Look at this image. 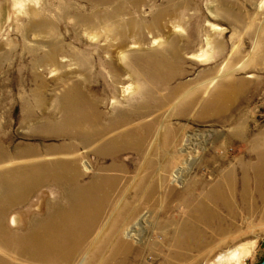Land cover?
Returning <instances> with one entry per match:
<instances>
[{
    "label": "rangeland",
    "instance_id": "1",
    "mask_svg": "<svg viewBox=\"0 0 264 264\" xmlns=\"http://www.w3.org/2000/svg\"><path fill=\"white\" fill-rule=\"evenodd\" d=\"M117 10L119 23L127 24H122L120 47L117 35L107 34L102 27L104 22L117 20ZM161 12L164 26L158 27L153 18ZM167 12L170 15H165ZM103 13L108 19L92 29ZM76 15L84 17L91 27L76 20ZM173 37L176 45L190 44L191 49L182 51L169 86L181 85V91L196 90L200 85L207 86V90L219 89L226 98V111L203 118L192 111L174 114L175 99L165 110L153 111L159 117V126L170 122L185 135L196 133L197 144L181 162L176 164L173 160L171 167L162 166L163 171L159 155L157 169L142 171L138 168L141 158L133 151L120 153L116 163L122 162L125 168L107 173V177L117 180L98 217L99 225H107L105 249L120 241L123 264H257L264 257V186L261 190L252 188L245 201L239 199L238 189L232 211L216 210V216L205 226L196 220H185L189 207L180 193L187 181L205 172L209 174L216 165L237 167L236 158L253 161L257 144L264 148V0H0V144L12 155L21 149L44 153L48 146L59 148L64 139L42 133L37 123L52 112L53 99L65 79L77 82V94L87 97L89 103H98L100 112L112 116V101L126 99L133 93L124 94V86L130 85L134 91L146 83L132 76L131 71H140L142 64L149 62L144 58L148 52L160 55L165 42ZM55 42L64 50V54L57 55V62L63 67L39 64L34 70L32 63ZM70 51L88 59L92 75L89 87L82 83L78 65L65 55ZM200 52L206 53L198 57ZM167 60L172 62L169 55ZM37 99H41L43 107ZM55 112L52 116L59 118ZM230 135L232 141L224 144ZM214 156L225 159L226 164L210 161ZM12 158L17 163V158L24 163L32 160L27 154ZM111 162L110 158L97 159L89 154V169L78 184L89 183ZM178 164L182 166V183L172 177V169ZM52 186L43 188L57 194V188ZM147 188L153 189L150 197L139 199ZM40 190H35L14 211H35ZM188 221L199 228L189 236L198 244L185 249L175 242ZM137 222L140 226H136ZM130 228L138 239L126 237ZM228 228L235 230L231 231L232 237L236 236L231 243ZM245 246L250 250L239 262L237 255L231 257V251ZM219 255H223L222 260Z\"/></svg>",
    "mask_w": 264,
    "mask_h": 264
},
{
    "label": "bare ground",
    "instance_id": "2",
    "mask_svg": "<svg viewBox=\"0 0 264 264\" xmlns=\"http://www.w3.org/2000/svg\"><path fill=\"white\" fill-rule=\"evenodd\" d=\"M115 13L118 15L116 21L104 22L107 15L103 13L101 18L95 20L96 23L92 29L104 22L102 27L105 32L109 35H117V46L120 47L122 24L126 23H119L120 11L117 10ZM163 13H157L153 18V23H156L158 27L164 26L161 22ZM165 15H170V13L167 12ZM75 18L83 21L84 25L87 23L85 27H91V24L87 20L85 22V18L81 15H76ZM176 41L175 37L169 38L165 42V49L159 52L160 55L156 51L148 52L144 58L149 59V62L143 63L140 71H131L132 76L134 74L136 79L146 83L134 91V88L126 84L122 92L124 94L133 93L126 99L119 98L112 101L114 106L112 116L100 112L97 109L98 103H89L87 97L77 94L80 87L77 82L69 83L65 79L61 90L53 99L52 112L37 123L42 133L56 134L64 139L59 148L53 149L48 146V149L43 150L44 153L21 149L12 155L6 152L0 144V264L124 263V253L122 255L124 248L122 249L121 242L116 240L113 243L116 246L109 250L105 249L107 240L105 227L107 225L98 223L102 207L107 204L108 193L117 180L115 177L106 175L108 172L116 170L120 172V168H125L122 162L116 163L120 153L133 151L138 159L141 158L138 168L142 171L154 167L157 169L156 157L158 155L162 159L160 170L167 166L171 167L173 160L177 164L183 160L185 155L194 150L197 144V134L185 135L184 131L173 127L170 122L159 126V117L157 114H152L153 111L165 110L170 107L174 99L176 103L172 105H177L173 110L174 114L192 111L197 117L203 118L226 111V98L219 89H211V91L207 90V86L200 85L196 87V90L181 91V85L169 86V81L174 77L181 54H183L182 51L185 53L191 49L190 44L179 46L176 45ZM61 53L64 54L62 46L57 42L52 43L49 51L40 55L32 63V68L35 70L40 64L52 65L60 69L63 64L57 62V55ZM204 53L198 54V57ZM65 55L70 56L72 61L78 65L80 74L83 75L82 83H86L89 87L92 77H90L91 68L88 59L75 51H70ZM166 55L171 57V63L168 62ZM111 71L112 68L109 67L108 72L111 73ZM111 76L114 82V76ZM161 91L165 92L161 95L159 93ZM37 103L43 107L41 99H37ZM54 110H57L55 113L59 115V118L52 116ZM105 117L106 119L103 120ZM238 131L241 134V131ZM231 136L226 138L224 144L232 141ZM242 138L243 136L240 137ZM262 138L264 141V135ZM252 144L253 142L250 145ZM251 151L253 152V146ZM26 154L31 156L32 160L29 163H24L21 158H17L19 160L17 163L12 158ZM89 154H93L97 159L110 158L112 162L107 167H102L97 176L89 180V183L78 184L82 175L89 169V167L86 168ZM219 158L214 156L210 158V161L226 164L225 159ZM235 162L237 167L220 168L216 165L214 169L209 170V174L206 172L200 174L183 185L180 193L183 197L181 198L189 207L185 213V220H196L199 222L197 224L209 225L210 219L216 216V210L223 208L232 211L238 189L241 201L246 200L252 188L262 189L264 186V148L260 149L257 144L253 161L238 157ZM13 163L16 165H12ZM172 170L173 180L182 183L179 182L183 174L182 166L178 164ZM47 184L54 185L52 187L57 188V194L51 189H46L47 187L43 188ZM40 188L35 209L38 211L35 212L28 208L14 211L16 206L21 205L35 190ZM151 189H145L139 199L150 197ZM166 196L168 197V194ZM136 226H140V223L137 222ZM233 230L231 228L227 230L230 243L236 237H232L234 234H231V231ZM196 231H199L196 224L186 222L175 244L185 249L190 244L197 246V239L189 237ZM125 235L138 239L132 228L128 229ZM193 240L195 242H192ZM249 250L250 247L245 246L238 251H231V257L237 255L239 262V259ZM222 257L223 255L218 256L221 260Z\"/></svg>",
    "mask_w": 264,
    "mask_h": 264
},
{
    "label": "water",
    "instance_id": "3",
    "mask_svg": "<svg viewBox=\"0 0 264 264\" xmlns=\"http://www.w3.org/2000/svg\"><path fill=\"white\" fill-rule=\"evenodd\" d=\"M257 264H264V257Z\"/></svg>",
    "mask_w": 264,
    "mask_h": 264
}]
</instances>
